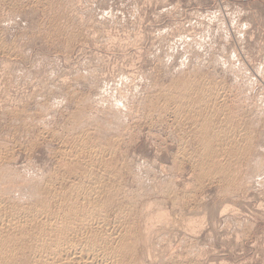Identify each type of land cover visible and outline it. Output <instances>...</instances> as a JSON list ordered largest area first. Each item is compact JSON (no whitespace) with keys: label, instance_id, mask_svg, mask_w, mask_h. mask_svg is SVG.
I'll return each mask as SVG.
<instances>
[{"label":"rangeland","instance_id":"1","mask_svg":"<svg viewBox=\"0 0 264 264\" xmlns=\"http://www.w3.org/2000/svg\"><path fill=\"white\" fill-rule=\"evenodd\" d=\"M92 176L120 264H264V0H0L8 237Z\"/></svg>","mask_w":264,"mask_h":264},{"label":"bare ground","instance_id":"2","mask_svg":"<svg viewBox=\"0 0 264 264\" xmlns=\"http://www.w3.org/2000/svg\"><path fill=\"white\" fill-rule=\"evenodd\" d=\"M181 88V87H180ZM184 88V87H183ZM187 89V87H185ZM179 89V88H178ZM177 89V90H178ZM186 89H182V93L184 92V90ZM181 90V89H180ZM178 90V92L180 91ZM176 91V90H174ZM173 91V92H174ZM180 126V125H179ZM78 142V141H77ZM79 147V146H78ZM83 146H81L82 149ZM75 148V147H74ZM86 148V147H85ZM83 148V149H85ZM78 151V150H77ZM84 151V150H83ZM88 151V150H87ZM102 151V149H101ZM73 153V151H72ZM79 153V152H78ZM85 152H83L84 154ZM100 153V152H99ZM98 154H96V152H89V158H91L90 160H92V158H99L101 160L100 161H104L102 160V156L103 154L100 156ZM75 154V152L73 153ZM80 154V153H79ZM101 154V153H100ZM74 158V157H73ZM74 160V159H73ZM71 160V161H73ZM94 160V159H93ZM70 161V162H71ZM69 162V164H70ZM94 162L98 163V160ZM101 164H104L102 163ZM85 163V162H84ZM72 164H70L71 166ZM76 165V163H75ZM77 166H80L77 164ZM72 167V169H71ZM69 169H71V171L69 173H72L73 169H75L74 171H77L78 169L74 168L76 166H71ZM82 168V167H81ZM87 168H85L86 170ZM82 170V169H81ZM87 171V170H86ZM90 173L88 172V178H91V170L89 169ZM84 174V172H83ZM67 175V174H66ZM64 176V175H62ZM94 176V175H93ZM92 176V180L93 182L96 180H94ZM97 176V175H96ZM68 177V176H67ZM85 177V176H84ZM99 177V176H98ZM63 178V177H62ZM87 179V177H85ZM81 179V178H80ZM83 180V179H82ZM64 181V179H63ZM74 181V180H73ZM77 181V180H76ZM91 181V179H90ZM82 182V181H81ZM86 181H84L85 183ZM89 182V181H87ZM99 182V181H98ZM96 181V184L98 183ZM46 183V182H45ZM48 183V182H47ZM62 183V182H61ZM73 183V182H72ZM75 183V182H74ZM73 183V184H74ZM92 183V182H90ZM42 184V183H41ZM52 184V183H51ZM86 184V183H85ZM85 184H83V186H86ZM95 185V182L93 183ZM65 185V184H64ZM89 185V183H88ZM90 185V187L87 189H85L82 184L80 183V180L76 182L75 185H73L70 189L69 187L65 188L62 190V186L59 185L58 188H60L58 192V190H56V186L55 187H51L52 185H43L42 188L39 190V193L43 192L44 197L42 198L41 202L37 205L34 204L29 206L27 204H31V203H27L26 205L29 207L28 211H34V214H36L34 217H32V220H30V222H28L29 224L26 225L24 227L30 226L26 230L19 229V233H17L15 236H13L12 238L8 237V230L10 228H13V226L17 223L16 221H18V219L15 216V212H13L14 207H18L19 204H17L15 206V204H11V207H13V209H7L9 207H7L4 203H1L2 205L4 204L5 206L0 208V212L2 214V212H4V214L0 215V264H13L15 261L17 262V255L20 254V248L21 249H29L30 252L29 255H33L32 258L29 257L32 261V259L34 260V263L39 264V262H42L44 260H46L47 262L49 260H55L59 261V258H63V259H67L68 257H70L71 255H74L73 257H76L77 260H79V262H81V264H108L106 260L110 255V257L114 258V262H119L118 264H120V257L122 256L121 254L123 253L122 251L118 250V247L121 246L119 243H116L118 241H115L113 243V239H111L112 244L110 243V240L107 239L108 237H106L105 235H103L104 237L100 238V240L98 239H94L91 238L90 235L88 234V232L85 230L86 228H89V226H93L90 225L92 223H88L89 217L92 216L91 218L95 217L97 220V213H99L102 209H100V206L98 205L99 203L96 201L98 200L97 196V192L91 193L90 191L93 190L95 192V190L98 191V189H95L94 187L97 186V188H100L98 185ZM54 186V185H53ZM58 186V185H57ZM52 188V189H51ZM57 188V189H58ZM89 189V190H88ZM103 188H100V190ZM86 190L87 193L83 195L80 194V192ZM104 191V190H103ZM100 192V191H98ZM102 192V190H101ZM67 196H66V195ZM92 194V195H91ZM101 194V193H100ZM62 195L64 196V198H62ZM72 195L75 196V199L70 198L72 197ZM97 198H95V197ZM102 196V195H101ZM39 197V196H38ZM37 197V198H38ZM61 197V198H60ZM78 197L81 198L82 203L80 202V204H84L83 202L87 203V207L83 206L84 208L86 207L87 209H84L82 207V209L77 208L75 201L78 200ZM120 197V196H119ZM36 198V199H37ZM102 198V197H101ZM110 198V197H109ZM39 199H41V197H39ZM38 199V200H39ZM79 200V201H81ZM111 200V199H110ZM1 201V200H0ZM16 201V200H15ZM78 201V202H79ZM102 199H101V203H102ZM124 201V200H123ZM17 202V201H16ZM31 202V201H30ZM37 202V201H35ZM65 202H70L69 204L65 203ZM91 202V203H89ZM107 202V201H106ZM129 202V201H128ZM7 203V202H6ZM21 203V202H20ZM110 203V202H109ZM118 203V202H117ZM23 204V203H22ZM25 204V202H24ZM108 204V203H107ZM128 204V203H127ZM8 205V204H7ZM13 205V206H12ZM79 206V204H77ZM101 205V204H100ZM33 206V207H32ZM19 207H21L19 205ZM18 207V209H19ZM24 207V206H23ZM26 207V206H25ZM99 207V210H98ZM104 207V206H103ZM125 207V206H124ZM129 207V206H128ZM3 208V209H2ZM22 208V207H21ZM102 208V205H101ZM127 208V207H126ZM17 209V210H18ZM23 209V210H22ZM20 210L25 211L24 208H22ZM15 210V209H14ZM18 210V211H20ZM124 210V209H123ZM16 211V210H15ZM27 211V210H26ZM29 211V212H30ZM99 211V212H97ZM105 211V209H104ZM97 212V213H96ZM100 212V213H101ZM121 212V211H120ZM95 213V214H92ZM99 213V215H100ZM127 213V212H126ZM92 214V215H90ZM18 215V212H17ZM27 215V214H26ZM96 215V216H93ZM98 215V218L101 216ZM106 215V214H105ZM125 216V214H122ZM104 216V215H103ZM20 217V216H19ZM29 218V215L27 216ZM106 218V217H105ZM31 219V217H30ZM109 219V218H108ZM23 220V219H22ZM28 220V219H27ZM92 220V219H91ZM89 220V221H91ZM114 220V219H113ZM121 220V219H120ZM99 221V220H98ZM101 221V220H100ZM27 222V221H26ZM92 222V221H91ZM95 222V221H94ZM97 222V221H96ZM104 223V221H102ZM22 223V222H21ZM98 223V222H97ZM96 223V224H97ZM115 223V222H114ZM128 223V222H127ZM102 224V223H101ZM100 224V225H101ZM112 224V223H111ZM20 225V224H19ZM108 226V225H107ZM123 226V225H122ZM127 226V224H126ZM94 227V226H93ZM98 227V226H97ZM106 227V226H105ZM84 228V229H83ZM92 228V227H91ZM112 228V227H111ZM96 229V228H94ZM106 229V228H105ZM26 230V231H25ZM91 230V229H90ZM89 230V231H90ZM100 230V229H99ZM116 230V228H115ZM94 231V230H93ZM97 231V230H96ZM86 232L88 235H86ZM91 232V231H90ZM114 232V231H113ZM118 232V231H117ZM96 233V232H95ZM107 233V232H106ZM119 233V232H118ZM124 233V232H123ZM122 234V233H121ZM120 234V235H121ZM115 235V234H114ZM119 235V234H118ZM130 235V234H127ZM126 235V236H127ZM11 236V235H10ZM95 236V235H94ZM102 237V236H101ZM98 238V236H97ZM111 238V237H110ZM129 238V237H128ZM126 238V239H128ZM109 241V243L107 244L106 241ZM118 240V239H117ZM121 241V240H120ZM102 243L101 245L99 243ZM123 242V241H122ZM124 243V242H123ZM130 243V242H129ZM119 244V245H117ZM123 247V245L121 246V248ZM131 247V246H130ZM18 250H17V249ZM120 248V249H121ZM15 249L17 251H20L17 254V251H15ZM133 249V248H132ZM123 250V249H122ZM16 252V254H15ZM25 250L22 253H24ZM109 253V256L106 257V253ZM130 252V251H129ZM128 252V253H129ZM107 253V254H108ZM127 253V252H126ZM20 254V255H21ZM130 255V254H129ZM16 256V260L14 259ZM19 256V255H18ZM125 256V255H124ZM128 256V255H127ZM126 256V257H127ZM135 256V255H134ZM22 258L25 257L24 255L21 256ZM20 257V258H21ZM67 257V258H66ZM72 257L73 260H75ZM125 257V258H126ZM21 258V259H22ZM28 258V259H29ZM128 258V257H127ZM30 259L28 261H30ZM71 259V258H70ZM110 259V258H108ZM14 262H13V261ZM24 260L23 263L25 264L27 262V259H22ZM26 260V262H25ZM62 260V259H61ZM68 260V259H67ZM76 260V261H77ZM111 260V259H110ZM123 260V259H122ZM126 260V259H125ZM11 261L13 263H11ZM63 261V260H62ZM129 261V260H128ZM15 262V264H16ZM20 262H22L20 260ZM19 262V264H20ZM68 262V261H67ZM112 262V261H111ZM111 262L109 264H111ZM124 262V261H123ZM132 262V261H131ZM22 263V264H23ZM33 263V262H31ZM70 263V262H69ZM78 263V261H77ZM128 263V262H127ZM27 264V263H26ZM42 264V263H41ZM67 264V263H66ZM79 264V263H78ZM123 264V263H121Z\"/></svg>","mask_w":264,"mask_h":264}]
</instances>
